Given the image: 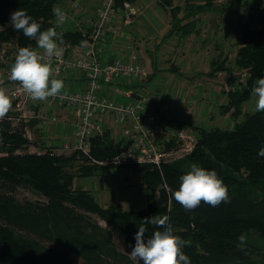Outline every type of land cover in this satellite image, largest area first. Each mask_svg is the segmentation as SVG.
I'll return each instance as SVG.
<instances>
[{
	"label": "trees",
	"instance_id": "obj_1",
	"mask_svg": "<svg viewBox=\"0 0 264 264\" xmlns=\"http://www.w3.org/2000/svg\"><path fill=\"white\" fill-rule=\"evenodd\" d=\"M61 1L0 0V53L6 51L5 57L10 59L9 64L0 59V68L10 69L20 48L38 49L35 39L7 25L11 14L24 10L41 25V31H57L52 9ZM136 1L116 3L122 6ZM163 1L175 8L173 0ZM202 1L204 5L195 9L206 11L212 6V0ZM252 19L254 26L239 22L242 38L236 65L248 70L249 77L248 87L232 92L229 98L228 109L235 108L234 117L242 114V104L250 97L255 81L264 77V12ZM182 29L191 27L188 24ZM84 39L83 32L68 30L63 41L79 44ZM7 45L13 50H5ZM16 118L15 111H11L0 120V264H79L74 255L83 264H140L119 249L114 230L134 246L138 227L145 218L154 216H167L174 235L190 242L182 250L191 264H264V244L244 236L249 229L264 233V157L257 155L264 146V112H247L232 129L193 128L198 142L190 155L163 163L162 173L146 165L145 183L159 191L154 200L136 209H126L120 203L102 206L87 187L75 186L76 177H92L102 171L103 167L91 163L90 155L103 161L123 151L122 143L114 142L108 131L93 136L90 154L57 153L51 148L38 153L30 151L33 143L25 136L27 124L22 117L15 122ZM164 143L167 149L176 148L174 140ZM79 158L84 161L75 172L72 169ZM192 163L217 172L228 188L227 203L213 207L201 202L196 209L185 211L172 198L179 188L180 176L190 170ZM164 180L170 186L169 192L161 188ZM21 188L45 200L22 199L18 196ZM94 215L110 228L102 226ZM146 228L145 241L155 231L163 230L151 224Z\"/></svg>",
	"mask_w": 264,
	"mask_h": 264
},
{
	"label": "rangeland",
	"instance_id": "obj_2",
	"mask_svg": "<svg viewBox=\"0 0 264 264\" xmlns=\"http://www.w3.org/2000/svg\"><path fill=\"white\" fill-rule=\"evenodd\" d=\"M99 1L100 0H82L81 4L77 2L78 4L75 5L74 4L75 0H62L61 2H59V4H57V7L72 11L76 10L82 14L81 18H83L84 20L86 17L88 19H91L93 17L94 8L95 6L98 5ZM172 3L175 8H172L169 4L165 3L163 0H152V2L150 3L153 6H151L149 10H151V12L154 11V13H152L153 16H155L156 13L158 17L160 16L163 17L160 28L159 29L155 28L158 38L154 37L152 39L154 40L155 43L157 42L158 39H160V37L164 38L170 29L179 28L178 25L175 24V22L177 21L176 23H180V24L182 22L180 19L172 22V12H176V14L174 13V16L176 17L184 16L183 20H186L185 22L189 21L190 18H195L193 22L194 33L191 36H189L188 39L186 38V45L196 49L197 51H200L202 54L201 57L202 61L200 65H196L194 67L195 69L191 71L194 72L193 81H191L192 84L194 85L200 84L197 87L198 89L195 88V86L193 87L194 89L193 94L195 95V96L193 95V97L195 98L194 106L197 107V109L193 111L195 114L198 112L199 109V106H196L195 104L200 102V100H198L197 97H200V93L204 94V92L207 90L206 86H210V84L207 83V78L214 80L210 86L214 89L212 95L209 97V99H207L209 101L207 102L208 105L204 103L206 108L208 109L205 110L206 114L205 116H203L204 121L196 120L195 123L197 124V126L193 125V128L195 129L196 127L203 126L206 128L221 127L225 129H232L234 128L237 121H241L245 118V114L247 112L254 111L255 97L252 92L250 94V97L242 104L243 107L242 114L245 113L244 115L241 114L238 117H234L235 108L229 110L228 105L230 103L229 98L231 97L232 92H241L248 87L246 79L249 77V71L246 69H240L236 65L237 64L236 57L239 49L238 43H239V39L242 38L240 27L244 23H249L252 26L255 25L253 23L252 16L264 12V6L262 4L263 0H212V6L211 7L208 6L209 8L206 11L195 9L200 4L204 5L202 0H197V1L192 0L191 2H188V0H173ZM91 5H94L93 9L88 8ZM146 11H148V9H146ZM154 18L155 21L157 22V18L156 17ZM239 22H241V25H239ZM7 25H10V20L7 23ZM145 25L147 26V24ZM91 30L89 32H91ZM151 35L153 34L151 33ZM172 41L175 42L178 40H176L173 37H169L168 39H165L163 43V49L166 43H169L170 45ZM149 45L152 48V45L151 44ZM7 46H5V50H13L14 48L9 45ZM177 51L178 49L176 48L174 50L164 49V53L162 54L163 66L171 67V63L174 57L177 56L176 55ZM5 54L6 51L2 50V52L0 53V59L3 62L9 64L10 59L7 60ZM213 60L217 62V66L215 68L213 67L212 64ZM210 73L212 74L210 75ZM185 76L188 79L189 76H191V73H185ZM9 77H10V69L0 68V91L5 93L6 95L8 94L10 89H12L17 83H19L10 80ZM145 80L143 81L145 82ZM209 83L211 82L209 81ZM210 99L211 101L216 100L214 104H217L219 107L218 113L212 111V107H210L209 105ZM38 102H42L46 104L44 101H38ZM14 103L15 102L11 103L12 108ZM162 106L165 108V111L169 112L172 115L171 111H169L170 106L168 103L165 102V104H163ZM24 109L27 111L26 114L27 117L22 118L23 121L27 124V126L25 127V136L27 135V137L30 138L32 143H41L39 144L40 145L39 147H37V145H34L33 148H30V151L41 152L49 148L55 150L57 148L55 146L54 147L45 146V143L47 144L48 143L47 141L52 139L50 138L51 135L49 136L43 135L42 133L39 132L40 129L36 130V135H34V133L32 134L33 131L32 127L36 126V124L35 123L33 124L32 122L34 117L30 118V114L28 112L29 109L27 107H25ZM24 109L21 111L16 109H12V110L10 109L8 112L15 111V113L17 114V118L15 122H18L17 119L24 113ZM66 110L70 112V117H72V119L75 121L76 118L73 117L71 110L67 108ZM106 117H104L103 119L104 123L106 121ZM178 118L182 119L184 117L178 115ZM55 134L56 136L53 137L54 141L52 142L61 143L67 139V135L66 136L62 135V133L59 132ZM74 136L75 133H73V135L70 134V137H74ZM41 141H43L44 143ZM43 144L44 147H41V145ZM177 145L179 144L176 143L173 146L178 148L179 146ZM187 156L181 159H184ZM93 158L99 160L94 156ZM181 159L179 158L171 162L164 160L163 163L164 164L173 163ZM163 163L161 169H159L157 166H154L152 164L151 165L157 168L159 172H162ZM80 164L82 163L81 162L78 164L76 163L75 168H73L72 170L76 172L77 171L76 168ZM96 164L99 165L100 167H103L102 171H100L98 174L92 177H81V176L76 177L75 186L82 185L84 187H87L93 193V195L98 199V201H100L99 200L100 194H102V196L104 197L103 198L104 201L102 200L103 202L102 201H100L101 203L99 202L102 206L106 207L109 205L110 202L109 199L107 198L110 193H113L114 203L111 204L122 202L124 208L126 209L140 208L141 206L145 205L148 202L147 200L148 198L154 195L153 192L155 191V189H157V192L159 191V188H153L152 186L145 183L146 171L148 170L146 165L148 164L145 165L128 164V165H111V166H107V164L105 163L96 162ZM118 166H124V167L114 168ZM137 166H143V168ZM117 186H120L119 190H117ZM161 188L166 189L167 192L171 190L170 186L167 184L165 180L163 181ZM100 189H102L103 192H101ZM156 195H158V193ZM18 196L22 199L28 198L31 200H36V199L45 200V198H43L39 194L27 190L25 188L19 189ZM93 218L95 220H98L102 226L110 228V226L104 220L100 219L96 215H94ZM263 234H264L263 232L259 231L258 234V232H256L255 230L249 229L247 232H245L244 236H248V239L257 240L259 243L264 244V239L261 238ZM113 237L119 249L124 253H126L127 255H129V252L131 251V246L125 241L123 234L114 230ZM73 257L78 261L79 264L84 263L83 260L80 259L78 256L74 255ZM132 260L134 262H140L138 260H134V259Z\"/></svg>",
	"mask_w": 264,
	"mask_h": 264
},
{
	"label": "crops",
	"instance_id": "obj_3",
	"mask_svg": "<svg viewBox=\"0 0 264 264\" xmlns=\"http://www.w3.org/2000/svg\"><path fill=\"white\" fill-rule=\"evenodd\" d=\"M77 2L81 4L82 0H76L74 4L77 5ZM151 2L152 0H137L136 2H134L136 4L143 5L145 7V10L142 15L138 17L135 15L131 22L124 21V18L120 14L117 15L116 21L121 26L118 28L115 27V31L112 35V37L115 38L111 40V44L108 46L107 55L105 57V61H111L117 58L129 60L132 54H137L139 57V61L149 72V75L142 79H123L108 83L104 86V89L100 93V96L109 97L116 101H128L146 98L147 100H149V104H151V106L155 110H157V115L159 116L160 120L170 123V120L173 119L178 122V128H193V125L197 126V124L195 123L196 120L204 121L203 116H205V110L207 109L204 103L208 105L207 102L209 101L207 99H209V97L212 95L214 89L210 87L214 80L207 78V83L210 84V86H206L207 90L204 92V94L200 93V97H197L200 102L195 104L196 106H199L198 112L195 114L193 111H195L197 107L194 106L195 98L193 97V87L195 86V88H197L200 84H192L191 81H193L194 72L191 71L195 69L194 67L196 65H200L202 61V54L200 51H197L196 49L186 45V38L188 39V37L194 33L193 22L195 18H190L189 21L185 22L186 20H183L184 16L176 17L174 16V12H172V22L180 19L182 23H176V21L175 24L178 25V27L181 26V28L170 29L164 38L160 37V39H158L157 42L154 43V40L152 38H158L155 28H160L163 17H158L156 13L155 16H153L152 13H154V11L151 12V10H149V8L153 6L152 4H150ZM96 7L97 6H95V8ZM88 8L93 9L94 5H91ZM95 8L93 17L91 19H88L86 17L84 20L83 18H81L82 14L80 12L76 10L72 11L62 9L68 11L70 13V17L63 25H57V33L59 39L63 41L64 35L68 30L81 31L83 32L86 39L87 35L90 33L89 31L92 28L91 21L95 16ZM118 9L125 16L126 12H124V10L121 8ZM146 9H148V11H146ZM154 17L157 18V22L155 21ZM145 24H147V26ZM188 24L191 27L190 30L182 29V27ZM59 31H61L60 35ZM151 33L153 35H151ZM169 37H173L178 41H172L170 45L169 43H166L164 45V49L174 50L176 48L178 49V51L176 54L177 56L174 57L171 63V67H165L163 66L162 60V54L164 53L163 43L165 39H168ZM85 39L82 41V43L85 41ZM149 44L152 45V48ZM80 45L81 43L72 44L70 42L65 43L63 41V43L60 44V47L63 48L65 46V49L62 53L64 59L69 61L73 60L75 51L78 50ZM38 50L39 49H37L36 51ZM185 73H191V76H189V78L187 79ZM52 78L62 79L65 84L64 88L68 89L84 88L86 85V76L83 72L79 71L68 72L62 75H55ZM143 80H145V82ZM209 81L211 83H209ZM125 92H129L131 94V97L125 95ZM12 102H15L14 109H16L17 102L11 101V103ZM165 102L169 104V111H171L172 115L169 112L165 111V108L162 106L163 104H165ZM215 102L216 100L211 101L210 99L209 105L210 107H212L213 112L218 113L219 107L217 104H214ZM26 107L29 109L28 112L30 114V118L34 117V119L32 120L33 124H36L35 127H32V134L34 133V135H36V130L40 129V133L46 136L51 135L50 138H52L47 141V144L45 143V146H55L57 147L55 149L56 152L72 154L70 153L68 148H65L64 146L61 147L60 145H57L56 142H52L54 141L53 137L56 136L55 133L59 132L62 133V135H67L66 140H68L70 143H73L75 136L70 137V134L73 135V133H75V121L72 119V117H70V112H68L64 107L54 106L53 108H51V115L53 117H56V120H58L56 121L45 116L47 106L42 102L31 100L26 105ZM24 113L25 116L23 117L22 115ZM24 113L20 117H27V111L25 109ZM178 115L184 118L180 119L178 118ZM104 124L106 131H108L110 138L114 142H121L123 147L130 145V136L126 135V131L130 130V123L117 124L112 118H110V116H108L106 117V121ZM39 144L41 143H33L32 148L34 147V145H37V147H39ZM41 147H44V144L41 145ZM120 167L124 166H118L114 168ZM119 189L120 186H117V190ZM100 190L101 192H103L102 189ZM153 193L154 195L147 199L148 202L154 200L158 192L154 191ZM113 197V193H110L107 198L110 202L109 205L111 203H114ZM103 198L104 197L102 196V194H100L99 200L102 201ZM118 203L122 204V202Z\"/></svg>",
	"mask_w": 264,
	"mask_h": 264
},
{
	"label": "built area",
	"instance_id": "obj_4",
	"mask_svg": "<svg viewBox=\"0 0 264 264\" xmlns=\"http://www.w3.org/2000/svg\"><path fill=\"white\" fill-rule=\"evenodd\" d=\"M100 3L95 10V18L91 21L92 38L83 45L85 55L79 69H74L71 64L67 63L62 54L59 57L49 58L43 55V50H38L43 61L51 65L50 79L55 75L76 71L86 75L84 88H64L60 94L44 101L47 106L45 116L56 120V117L51 115V108L58 106L71 110L73 117L76 118L74 142L71 144L65 140L61 143L56 142V144L72 148L83 154H90L93 136L105 131L103 119L95 117L94 113L98 110H108L110 118L117 124L130 123V130L126 131V135L130 136L131 142L123 150L133 160L160 163L162 159L171 162L187 156L194 150L197 143L194 131L178 128V122L175 120H170V123L160 120L157 110L148 101L136 99L107 102L100 97V88L108 83L120 79H142L149 75L137 54H132L129 60L117 58L105 61L108 46L115 37H110L107 31L101 29L102 24H107L111 28L120 27L121 25L116 21L118 14L126 21L124 14L118 11V8L123 9L128 15L138 17L144 13L145 7L134 2H124L120 7L117 6L116 0H104L105 8L102 9L99 8ZM60 33L61 31H59V35ZM64 49L65 46L62 48V53ZM125 95L130 97L128 94ZM7 96L10 101L17 102L16 109L20 111L32 100L20 83L10 89ZM6 115L0 117V120ZM22 116L24 117L25 113ZM170 139L179 141V147L167 149L164 141ZM160 149L168 152L157 153ZM89 159L92 164H96V162L108 164V160H96L93 155H90ZM82 161L84 160H80L81 163Z\"/></svg>",
	"mask_w": 264,
	"mask_h": 264
},
{
	"label": "clouds",
	"instance_id": "obj_5",
	"mask_svg": "<svg viewBox=\"0 0 264 264\" xmlns=\"http://www.w3.org/2000/svg\"><path fill=\"white\" fill-rule=\"evenodd\" d=\"M75 7V5H74ZM52 12L57 25L66 23L67 14L60 7H53ZM12 30L22 32L25 37L35 39L37 48L43 50V55L52 58L62 54L59 39L55 28L41 31V25L26 11L18 10L10 17ZM51 65L45 63L41 54L30 47L19 49L15 61L10 68V80L19 82L33 101H45L56 96L64 89L62 79L51 78ZM255 97L254 111L264 112V77L257 79L252 88ZM11 108L9 97L0 91V117H3ZM258 156L264 157V146ZM179 188L172 193V198L185 211H192L201 205V202L213 207L227 203L229 200L228 188L215 170L205 169L197 163L190 165V170L179 178ZM168 217L145 218L135 234V245L131 246L129 255L140 264H191L190 257L182 250L190 242L174 235L173 226L168 223ZM154 225L163 230L155 231L145 241L146 225ZM243 242L244 237L241 236Z\"/></svg>",
	"mask_w": 264,
	"mask_h": 264
},
{
	"label": "bare ground",
	"instance_id": "obj_6",
	"mask_svg": "<svg viewBox=\"0 0 264 264\" xmlns=\"http://www.w3.org/2000/svg\"><path fill=\"white\" fill-rule=\"evenodd\" d=\"M100 3V1H99ZM98 3V5H99ZM97 5V6H98ZM99 8H102L104 9L105 8V4H104V0H101V3H100V6ZM96 10V8H95ZM119 11V9H117ZM66 11V10H64ZM68 12V11H67ZM67 14V18L70 16V13H66ZM125 16H126V21L127 22H131L134 18V16L132 15H128L127 13H125ZM95 18V16H94ZM101 29L104 30V31H107L110 35V37H112L114 31H115V28H111L110 26H108L107 24H102L101 25ZM92 38V35L91 33H89L85 39V41L81 44V46L78 48V50L75 51V55H74V58L73 60L69 61V60H66L67 63L71 64L73 66V68L75 69H79L80 66H81V63L82 61L84 60V55H85V52H84V49H83V45L84 44H87ZM85 74V73H84ZM86 76V75H85ZM120 80H123V79H120ZM127 80H130V79H127ZM105 86V85H104ZM104 89L103 88H100L99 90V94L102 92V90ZM117 92V91H116ZM124 94H128L130 95L131 97V94L129 92H125ZM101 97V96H100ZM103 100H106L107 102H116V100H113L109 97H101ZM140 100H144V101H149L147 100L146 98H142ZM94 116L95 117H100L101 119H104V117L106 116H110L108 110H105V111H101V110H98L94 113ZM183 129V128H182ZM185 129H188V130H192L194 131V133L196 134L197 136V133L196 131L193 129V128H190V127H185ZM75 139V138H74ZM170 140H174L177 144H180L179 141H177L176 139H170ZM169 140V141H170ZM167 141V140H166ZM74 142V140H73ZM197 142H198V137H197ZM72 144V143H71ZM197 144V143H196ZM179 146V145H178ZM196 147V145H195ZM70 153H74V152H77L79 155L82 154V152L80 151H76L72 148H68ZM195 149V148H194ZM194 151V150H193ZM192 151V152H193ZM162 152H168V151H165L163 149H160L157 151V153H162ZM191 152V153H192ZM190 153V154H191ZM188 154V155H190ZM179 159V158H178ZM80 160H82L81 158H79V160L77 161V164L80 163ZM108 160V165H122V164H148V165H154V166H157L159 169H161V166H162V163L164 162V159L161 160L160 163H156V162H153V161H136V160H133L130 156L127 155V152L125 150H123L119 156L115 157V158H112V159H107ZM177 160V159H176ZM106 161V160H105Z\"/></svg>",
	"mask_w": 264,
	"mask_h": 264
}]
</instances>
